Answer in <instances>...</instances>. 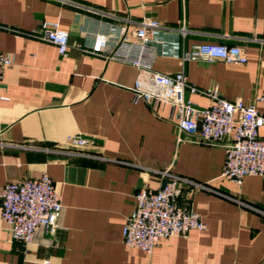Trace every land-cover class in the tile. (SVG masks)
Wrapping results in <instances>:
<instances>
[{
  "label": "crops",
  "instance_id": "0c3cea01",
  "mask_svg": "<svg viewBox=\"0 0 264 264\" xmlns=\"http://www.w3.org/2000/svg\"><path fill=\"white\" fill-rule=\"evenodd\" d=\"M146 18L162 25L156 71L183 72L232 102L264 95V0H0V53L14 59L0 66V187L47 174L63 206L56 235L41 228L26 245L10 238L0 200V264H264V180L224 179L225 143L179 142L170 107L134 102L135 66L88 52L97 34L133 38ZM45 21L69 34L66 55L34 36ZM202 44L239 46L248 62L183 61ZM188 97L211 105L202 93ZM78 134L107 161L34 149ZM167 170L208 186L191 196L206 229L163 239L150 254L130 248L123 230L136 195L158 190Z\"/></svg>",
  "mask_w": 264,
  "mask_h": 264
},
{
  "label": "built area",
  "instance_id": "2783aa9c",
  "mask_svg": "<svg viewBox=\"0 0 264 264\" xmlns=\"http://www.w3.org/2000/svg\"><path fill=\"white\" fill-rule=\"evenodd\" d=\"M4 28L0 25V32ZM162 29L160 22L146 18L134 37L117 40L114 32L97 34L90 52L107 60L131 64L138 69L133 88L135 103L144 102L154 111L170 107L171 117L178 130V141L184 136L195 141L216 145L225 143L226 160L222 177L241 186L248 176L264 180V114L257 103H264V95L255 103L229 101L218 88L200 91L188 82L185 73L166 75L155 70L157 58L156 33ZM187 32L184 30L183 34ZM34 36L57 47L64 56L69 50V34L54 21H45ZM184 62H215L245 65L248 58L239 46L202 44L184 53ZM14 59L0 53V66L11 68ZM202 93L211 100L208 108L197 106L189 97ZM90 138L78 134L52 148H34L46 153L66 157L107 161L94 152ZM162 185L158 190L141 189L136 195L137 205L128 217L123 239L127 246L152 253L161 240L186 237L193 230L204 231L206 224L191 203L196 191L208 188L167 170L161 172ZM1 217L12 240L31 245L39 229L48 236L59 230L58 220L62 203L53 180L43 174L39 178L23 179L0 187ZM42 264H51L44 260Z\"/></svg>",
  "mask_w": 264,
  "mask_h": 264
}]
</instances>
